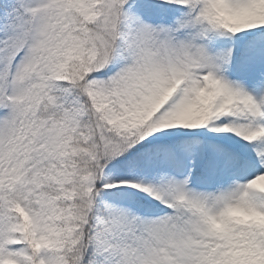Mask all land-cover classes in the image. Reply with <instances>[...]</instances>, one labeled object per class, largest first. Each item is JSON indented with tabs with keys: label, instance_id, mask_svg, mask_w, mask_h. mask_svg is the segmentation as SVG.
<instances>
[{
	"label": "snow or ice",
	"instance_id": "6c2138e0",
	"mask_svg": "<svg viewBox=\"0 0 264 264\" xmlns=\"http://www.w3.org/2000/svg\"><path fill=\"white\" fill-rule=\"evenodd\" d=\"M0 264H264V0H0Z\"/></svg>",
	"mask_w": 264,
	"mask_h": 264
}]
</instances>
